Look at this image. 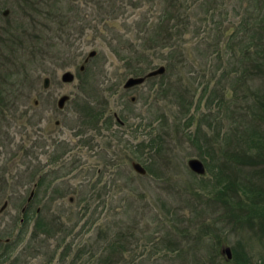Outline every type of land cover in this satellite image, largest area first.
<instances>
[{"label": "rangeland", "instance_id": "374dc122", "mask_svg": "<svg viewBox=\"0 0 264 264\" xmlns=\"http://www.w3.org/2000/svg\"><path fill=\"white\" fill-rule=\"evenodd\" d=\"M98 1L0 0V62H18L22 43L9 35L17 25L32 31L53 21L61 34L50 47L45 43L51 36L38 42L41 52L33 57L27 82L0 79V173L6 174L0 180V264H14L11 259L22 251L19 264H94V238L110 224L124 227L128 237L136 230L119 264L261 261L263 216L254 214L256 221L249 223L248 209L239 210L233 202L243 193L237 196L227 178L214 172L225 166L226 173L245 181L255 171L264 172V161L240 163L230 154L247 147L243 138L251 131L255 135V125L264 140L259 116L264 113L255 106L264 88V73L256 68L262 46L248 28L260 25L264 32V0H114L118 16L109 26L99 18L105 13L99 14ZM70 6L66 17L74 22L69 25L64 15ZM160 13L173 15L172 39L167 47L148 48L151 31L143 21ZM39 38L37 32L22 37L29 46ZM125 41L147 47L151 64L140 61L133 72L122 57L139 54ZM160 65L164 73L126 86L130 76H145ZM65 94L69 98L60 107ZM86 99L103 110L94 129L85 123L94 117V110L81 107ZM247 151L263 158L251 145ZM193 157L204 161V173L190 166ZM133 161H141L147 172L137 171ZM44 175L50 183L38 187L33 207L49 214L62 211L66 223L75 224L68 241L76 236V242L92 247L91 253L76 259L74 250L66 254V241L47 233L50 246L26 250L34 225H24L20 216ZM257 181L264 186V180ZM58 185H63L60 192L53 190ZM88 200L87 216L72 213ZM254 201L264 204V196ZM8 239L6 246L1 240ZM227 245L230 258L223 250Z\"/></svg>", "mask_w": 264, "mask_h": 264}, {"label": "trees", "instance_id": "16d2710c", "mask_svg": "<svg viewBox=\"0 0 264 264\" xmlns=\"http://www.w3.org/2000/svg\"><path fill=\"white\" fill-rule=\"evenodd\" d=\"M97 0H94V2ZM114 0H99L98 1V5H99V14L105 13L103 15H101L99 18L101 20H103L105 22V24H107L109 26V20L111 19V17L113 16H118V15H113L114 14V3L112 2ZM116 2V1H115ZM71 10H72V6H70L69 8L66 9L65 11V20H66V24H72L74 22V19L72 17H66V14L69 12V14H71ZM116 12V11H115ZM172 14L169 13H160L158 14L156 17H154L153 19L149 20L148 22L146 20L143 21V24L148 26L150 29V34H148L147 31V37L145 38V42L149 43V47L148 48H163V47H167V42L168 39H172V32H173V27H175V23L172 22ZM150 18V17H149ZM251 23L249 24L250 30H251V36H257L259 39V43L261 44L260 46H262V49L260 51L259 54V58L258 60H256V68L258 69V71H261V73H264V32L263 30H261L258 26H254L251 27ZM263 28H264V22H263ZM261 25V26H262ZM86 27V25H85ZM146 31V28L144 29ZM33 32H37V35H39V40L37 41V43H33L35 44L34 46H29L30 44H25V40L22 39V37L24 36V34L26 33H33ZM55 32V28H54V23L53 21L48 23L46 27H41V26H35V28L32 31H26L23 30L21 28V26L17 25L13 32L10 33L9 35H11L12 37H17L20 39V42L22 43L21 46H17V50H18V62L16 61L15 58H11V59H5L2 60L0 62V65L2 67H4L5 72L0 73V79L5 78L7 80L9 79H15L16 81H18L21 85L25 82L28 81V78H31V72L30 70L33 69V57H37V51L41 52V43L40 42L42 39L45 38L46 35L51 36L50 37V41L48 42V45L45 43L46 47H50L52 45H55L58 43V39L55 38L56 35H60L59 33H54ZM233 34L237 33V30H233L232 31ZM124 45L126 46V48L132 52H134L135 54H139V55H126L122 58H124L126 61H129V64L132 69L133 72L138 71L137 66H139L140 61L145 62L147 64H151L152 59L149 58L148 53L146 52V48L147 47H143L141 43H137V42H133V41H128V42H124ZM29 46V47H28ZM38 48V49H37ZM68 48H70V46H68ZM126 53H124L123 55H125ZM142 58H145L143 60H141ZM137 61V63H136ZM141 71V70H139ZM146 72V71H145ZM144 73V72H143ZM164 73V72H163ZM152 75L147 76L146 78L149 79ZM261 80H264V77H261ZM3 82L0 80V86L2 87ZM264 84V81L263 83ZM264 87V85L262 86ZM259 97H260V104L259 106L255 105L256 108H259L261 111H263L264 113V88H260L259 89ZM81 107H83V109H85L86 111H90V110H94V117L93 119L87 117L85 120V123L90 124V127L92 129H94L95 124L99 121L100 117L103 114V110H99L97 104H95V106L93 107V105L91 104V102L89 100H82L80 101ZM121 116V115H120ZM260 118L264 119V114L263 115H259ZM114 119L117 120L116 115L113 114ZM112 117V118H113ZM112 118L110 116L109 118V126L112 125ZM122 118V116H121ZM1 120L2 118H0V124H1ZM125 120V119H124ZM119 121V120H117ZM120 122V121H119ZM121 123V122H120ZM121 125V124H120ZM256 126V125H255ZM253 126L252 130L254 129L255 135L254 133L251 131L250 135L248 136V138H243L246 143H247V147H241L239 149H235L232 153V160L234 161H238L240 163H249L250 165H255V163L257 162V160H261L264 161V140L262 139V134L261 131L258 129V126L255 127ZM83 131H85V129H83ZM99 135V134H98ZM253 135V136H252ZM143 142V141H141ZM150 144L151 147L154 146V142L150 139V141L148 142ZM148 143H145L143 146L148 145ZM239 143V142H238ZM235 144L234 142H232V144L234 145H238ZM61 148L64 146V144H60ZM242 145V144H240ZM250 145L252 147H255L258 152L263 156L262 159H255L253 158V155L250 151H247L250 147ZM59 148V149H61ZM243 150V151H242ZM30 151H28V155H29ZM155 162V158L153 159V163ZM153 165V164H152ZM228 167L230 168L231 166L229 164ZM119 169V166H118ZM156 168H153V171L155 172ZM31 173L33 175L36 174V171L34 170H30ZM120 172H123L122 169L119 170ZM25 171L21 172L19 174V177H22V174ZM214 173L220 174V176H224L226 177V182L230 185V189L232 191H236V195L238 196L241 192L243 193L241 196H238V198H236V200H234V203H237L236 205H238L239 210L241 209H248V214L249 217L246 218V220L252 224H254V221H256L255 216L257 215H261L264 218V204H255L254 200L256 197H260V196H264V186H260L258 183V181L256 182V180H258V178L263 182L264 180V172L260 173V172H254V174L247 180L245 181L243 178L240 179L238 178V175H236L235 173H226L225 172V166H222L221 168H219L217 171H215ZM2 178H6V174L4 173H0V180ZM256 178V180H255ZM222 180V179H221ZM38 184H37V188L33 191V193H31L27 198V201L25 203V205H23V216H20V220L21 222L30 227V225L33 222V230H32V236L28 239V246L26 247V250H29L31 248H34L35 251H42L44 250L45 247H47L48 245L50 246V243L48 241V239H50V237L48 236H43V233H47L48 235L54 234V236H57L59 240L61 241H66V246L65 249L67 250L66 254H68L71 250L75 251V255L74 257H76V259H79L85 252H92V247L88 248L78 242H76V236H74L73 239H70L68 241L67 239V235L72 233V231L75 229V224L70 225L69 223H66V221L68 219H66L65 215L62 214V211L60 212H56L53 214H49V213H42V208L38 207L37 209L33 207V203L32 200L36 197V195L38 194L37 190L38 187L42 184H48L50 183L49 179L47 178V175L44 176H39L38 179ZM61 187H63V185H58L55 186L53 188V190H57L58 192L61 191ZM222 190V187H221ZM47 190H45L46 193ZM53 197L56 198L53 194ZM85 197H83L82 199H84ZM7 202L6 206L4 207V209L8 206V201L6 200L2 206L5 205V203ZM107 201L104 200V203H106ZM90 202L88 200V202H86V205L81 207L80 209H77L76 211H72V213L74 212L77 216L79 217H85L87 216V211L90 207ZM128 204H131V202L129 201ZM126 212H128V207L125 209ZM118 213H120L121 211H116ZM94 213V212H93ZM239 214V213H238ZM257 214V215H254ZM118 218H123L122 215H119ZM253 218V219H252ZM250 220H252L250 222ZM109 230V233H108ZM107 231L104 232V228L99 229V233L97 235L96 238H94V264H119L121 262L122 256L124 254V247L129 244V239L131 236L135 235L134 232L136 230H131L129 237L127 236L124 227H120L118 229H114L112 227V225L110 224L109 229ZM105 233V234H104ZM3 241V244L6 246L10 245L11 240H1ZM74 244H75V249H74ZM51 248H49L47 251L49 252ZM23 252L22 251L20 254H17L16 256H14L11 259V262L14 264H19L20 261L22 260L23 256ZM92 255V256H93ZM260 259L261 261L256 262L255 264H264V255H260ZM29 261V260H28ZM244 264H247L246 262H244Z\"/></svg>", "mask_w": 264, "mask_h": 264}, {"label": "water", "instance_id": "95a60500", "mask_svg": "<svg viewBox=\"0 0 264 264\" xmlns=\"http://www.w3.org/2000/svg\"><path fill=\"white\" fill-rule=\"evenodd\" d=\"M166 67L164 65H160L157 69H153L152 71L148 72L145 76H130L127 81H126V86L130 87L134 84L141 83L143 82L147 76L149 75H155L158 73H163L165 72ZM68 74H65V77H68ZM67 98H69V95L65 94L59 99V106L63 107L66 103ZM189 164L190 166L194 169V171L204 173L206 171V165L204 161L198 157H193L189 159ZM133 167L139 171L140 173L145 174L147 172L146 166L141 162V161H133ZM7 202L3 206L1 210L4 209L6 206ZM223 250L226 252L227 256L230 258L232 256V248L231 246L227 245L223 248Z\"/></svg>", "mask_w": 264, "mask_h": 264}]
</instances>
